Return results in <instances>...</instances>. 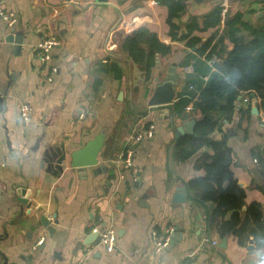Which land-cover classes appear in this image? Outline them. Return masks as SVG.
<instances>
[{"label":"crops","instance_id":"1","mask_svg":"<svg viewBox=\"0 0 264 264\" xmlns=\"http://www.w3.org/2000/svg\"><path fill=\"white\" fill-rule=\"evenodd\" d=\"M1 1L20 24L11 33L0 16V264H249L250 247H260L253 241L240 245L234 236L220 247L223 238L210 227L213 205L189 192L188 183L204 176L195 169L201 153L186 162L174 159L177 129L202 117L190 102L184 119L178 104L192 92L197 100V87L218 68L190 48L189 39H173L170 8L158 0ZM185 3V12L172 20L180 36L192 17L224 7L219 28L192 35L202 44L216 35L208 53L224 33L227 15L241 12L254 26L264 23L263 0ZM142 28L172 47L166 55L156 53L150 77L124 49ZM10 35L23 38L21 49L7 41ZM49 37L60 42L50 63L56 72L43 69L36 55L37 45ZM220 48L219 64L234 44L227 38ZM112 63L122 69L121 77L108 71ZM172 68L179 76L175 84L167 82ZM160 85L175 87L172 104H152ZM240 98L233 119H224L212 137L228 136L234 176L246 189V201L260 203L264 213V104L258 96L250 95L246 104ZM23 104L32 107L31 122L21 121ZM150 124L155 133L137 146L134 181L123 166L127 143L136 129ZM102 133L99 166L73 168L67 154L58 173L55 161L45 162L61 145L78 150ZM182 187L187 201L177 202ZM19 189L30 194L29 205L19 202ZM110 226L118 232L112 253L99 237L90 243L95 232ZM171 228L179 229L178 242L157 255L155 242Z\"/></svg>","mask_w":264,"mask_h":264},{"label":"trees","instance_id":"2","mask_svg":"<svg viewBox=\"0 0 264 264\" xmlns=\"http://www.w3.org/2000/svg\"><path fill=\"white\" fill-rule=\"evenodd\" d=\"M170 8L172 36L174 40L189 39L190 48L197 49L199 55H205L211 61L221 50L225 39H229L234 48L225 60L215 63L218 70L209 78L204 87L199 85L200 93L194 92L181 101L177 113L184 119L187 105L193 104L192 112H201L196 121L193 134H185L176 140L174 159L186 162L199 153L201 156L195 169L203 171L204 176L195 177L188 183V189L194 200L213 205L210 227L221 238L234 236L240 245L247 246L253 241L264 248V213L258 202L246 201V189L232 171L233 153L228 145V136L216 140L212 135L223 129V120L231 121L236 111L239 98L244 92L253 93L264 104V23L254 26L245 20L244 13L237 12L225 18V30L218 38L214 48L208 53L214 38L202 44L201 39L193 36L194 32H207L220 27L224 7L216 6L208 14L194 16L186 25V33L180 36V26L172 20L180 18L185 12L186 0H158ZM146 28L139 29L124 42V49L133 60L143 65L148 77L156 66V53L166 55L172 47L162 43L157 36L150 35ZM102 69V67H101ZM108 71L119 78L122 69L112 63ZM237 73L231 82H225V76ZM101 83L100 80L97 84ZM262 159V158H261ZM263 160V159H262Z\"/></svg>","mask_w":264,"mask_h":264},{"label":"built area","instance_id":"3","mask_svg":"<svg viewBox=\"0 0 264 264\" xmlns=\"http://www.w3.org/2000/svg\"><path fill=\"white\" fill-rule=\"evenodd\" d=\"M0 16L5 22L7 29L14 33L16 28L20 24V19L14 11L8 10L3 2L0 0ZM60 45V42L55 37H49L45 40H42L40 44L36 47V55L43 69L47 70L51 69L52 72H56L57 69L50 67V63L53 57V51L56 47ZM217 56L214 55L211 62H217ZM242 101L244 104L251 102L250 93L244 92L242 96ZM33 110L30 104H23L20 109V118L24 123H28L32 121ZM155 133V125L150 124L147 127H141V129H136L130 140L127 143L125 159L123 161V166L125 170L131 171L132 177L134 181H138V169L134 164V156L136 154L137 146L146 138L152 137ZM99 243L108 253L115 252L117 250L118 245V232L115 227L110 226L104 229L103 231H99ZM175 230L173 228L169 229L167 235L164 238H161L160 241L155 242V253L160 255L166 249L167 246L172 241L174 237ZM44 242L43 239L39 240L36 246L42 245ZM218 241H212V244L217 246Z\"/></svg>","mask_w":264,"mask_h":264},{"label":"water","instance_id":"4","mask_svg":"<svg viewBox=\"0 0 264 264\" xmlns=\"http://www.w3.org/2000/svg\"><path fill=\"white\" fill-rule=\"evenodd\" d=\"M199 3H202L206 0H196ZM264 1V0H263ZM9 42H16L18 44V49L22 48L23 44V38L15 37V35H10L7 39ZM196 51V49H194ZM189 76H192V74H189ZM179 81V76L176 74V69L172 68L170 70V76L167 79V82L175 84ZM175 91V87L168 88L167 86L160 85V88L157 90L155 96L152 99V104L155 106H164L172 104L174 101L175 94L173 93ZM121 96H123V93H121ZM253 97L256 96L255 93L252 94ZM242 100V97L240 98ZM196 125V121L190 120L183 124L182 127L178 128L176 131V137L180 138L181 136L185 134H193L194 128ZM105 133L100 134L97 138L87 143L86 146H84L81 149L78 150H68L66 146L61 145L59 149L55 152H51L49 154H46L45 162L51 163L52 161H55V169L58 171V173H62L64 171L63 163L66 161L67 154L71 157V165L73 168H86L91 166H99V157L100 153L104 147L105 144ZM101 170V169H98ZM186 187H182L180 189L179 195L176 197L177 202H185L187 201L186 197ZM18 194V200L20 203L29 205L28 197L30 196L29 193H27V190L19 189L17 191ZM45 227L50 226V222L46 221L45 218L42 219ZM52 232V229H50ZM177 234V235H176ZM100 232L97 231L94 233V235L90 238L91 242H94L97 237H99ZM181 235L179 234V229H176V233L174 234L173 240L171 241V246H174L175 243L178 242L179 237ZM227 238H223L222 243L220 244V247L225 248L226 247ZM254 247H250V249H253Z\"/></svg>","mask_w":264,"mask_h":264},{"label":"clouds","instance_id":"5","mask_svg":"<svg viewBox=\"0 0 264 264\" xmlns=\"http://www.w3.org/2000/svg\"><path fill=\"white\" fill-rule=\"evenodd\" d=\"M237 73H233L232 76H225V82H231L232 79L235 78ZM251 259L249 260V264H264V248L256 249L253 248L251 252Z\"/></svg>","mask_w":264,"mask_h":264},{"label":"rangeland","instance_id":"6","mask_svg":"<svg viewBox=\"0 0 264 264\" xmlns=\"http://www.w3.org/2000/svg\"><path fill=\"white\" fill-rule=\"evenodd\" d=\"M242 101V100H241Z\"/></svg>","mask_w":264,"mask_h":264}]
</instances>
